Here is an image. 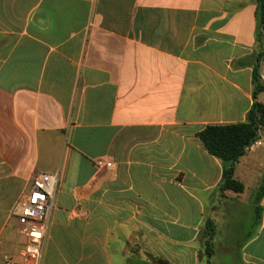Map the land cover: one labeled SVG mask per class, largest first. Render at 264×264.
I'll return each mask as SVG.
<instances>
[{
	"label": "crops",
	"instance_id": "1",
	"mask_svg": "<svg viewBox=\"0 0 264 264\" xmlns=\"http://www.w3.org/2000/svg\"><path fill=\"white\" fill-rule=\"evenodd\" d=\"M258 22V0H0V264L38 173L58 176L42 264H264V129L242 193L198 138L246 121ZM214 216L254 231L218 240Z\"/></svg>",
	"mask_w": 264,
	"mask_h": 264
},
{
	"label": "trees",
	"instance_id": "2",
	"mask_svg": "<svg viewBox=\"0 0 264 264\" xmlns=\"http://www.w3.org/2000/svg\"><path fill=\"white\" fill-rule=\"evenodd\" d=\"M258 21L261 61L264 56V0H258ZM253 87L254 103L247 113L245 122L225 126H207L198 133V138L209 154L218 158L224 165L222 192H243L244 185L234 178L235 166L246 155L249 145L258 140L260 130L264 129V104L258 100V96L264 92V83L259 67L253 72ZM258 190L260 199L264 195V178ZM204 232L206 234L205 253L210 258L214 254L213 240L217 233L215 222L212 219L206 220ZM157 264L166 263L158 260Z\"/></svg>",
	"mask_w": 264,
	"mask_h": 264
},
{
	"label": "built area",
	"instance_id": "3",
	"mask_svg": "<svg viewBox=\"0 0 264 264\" xmlns=\"http://www.w3.org/2000/svg\"><path fill=\"white\" fill-rule=\"evenodd\" d=\"M94 165L97 172L114 169V162L108 157L96 159ZM57 186V175L36 174L16 208L20 234L24 239L20 258L4 255L2 264H42Z\"/></svg>",
	"mask_w": 264,
	"mask_h": 264
},
{
	"label": "rangeland",
	"instance_id": "4",
	"mask_svg": "<svg viewBox=\"0 0 264 264\" xmlns=\"http://www.w3.org/2000/svg\"><path fill=\"white\" fill-rule=\"evenodd\" d=\"M257 192L259 193V190H257ZM224 217H226V216H224ZM214 218L218 222L221 219V217H219V216L218 217L217 216H214ZM238 220H241L243 222L242 226H238L236 224H233V226H230L229 227V226H227L225 224H222L223 222L222 223L219 222V225H218V231L219 232H218V236H217L216 239H218V240L219 239H222V237H221V235H222L224 239L234 238V239L241 240V239H244L246 236H249L250 234L253 233L255 226H254V224L252 225L251 223H252V221L255 220V217L254 216H248L247 218H246V216H241V217H239ZM205 235H206L205 232H203L202 233V237H201L203 239V241H204V244H205V240H206Z\"/></svg>",
	"mask_w": 264,
	"mask_h": 264
},
{
	"label": "water",
	"instance_id": "5",
	"mask_svg": "<svg viewBox=\"0 0 264 264\" xmlns=\"http://www.w3.org/2000/svg\"><path fill=\"white\" fill-rule=\"evenodd\" d=\"M251 147V145H249V147L248 148H250Z\"/></svg>",
	"mask_w": 264,
	"mask_h": 264
}]
</instances>
